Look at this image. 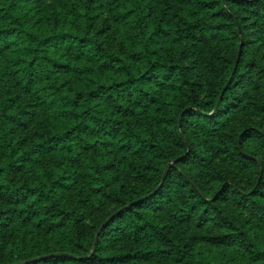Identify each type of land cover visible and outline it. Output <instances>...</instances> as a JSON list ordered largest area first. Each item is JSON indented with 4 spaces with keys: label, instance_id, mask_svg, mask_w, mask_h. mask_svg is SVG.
<instances>
[{
    "label": "trees",
    "instance_id": "trees-1",
    "mask_svg": "<svg viewBox=\"0 0 264 264\" xmlns=\"http://www.w3.org/2000/svg\"><path fill=\"white\" fill-rule=\"evenodd\" d=\"M0 264H264V0H0Z\"/></svg>",
    "mask_w": 264,
    "mask_h": 264
}]
</instances>
